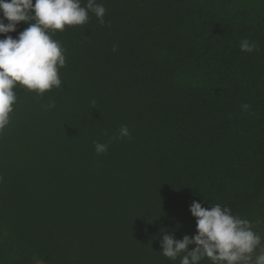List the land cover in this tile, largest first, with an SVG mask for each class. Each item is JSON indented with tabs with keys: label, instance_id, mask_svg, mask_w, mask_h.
<instances>
[{
	"label": "trees",
	"instance_id": "trees-1",
	"mask_svg": "<svg viewBox=\"0 0 264 264\" xmlns=\"http://www.w3.org/2000/svg\"><path fill=\"white\" fill-rule=\"evenodd\" d=\"M97 3L105 24L90 13L53 35L62 88H16L0 133V264H179L160 241L196 234L194 200L258 233L264 0ZM244 39L259 51L242 52ZM123 125L130 137L113 140Z\"/></svg>",
	"mask_w": 264,
	"mask_h": 264
},
{
	"label": "clouds",
	"instance_id": "clouds-1",
	"mask_svg": "<svg viewBox=\"0 0 264 264\" xmlns=\"http://www.w3.org/2000/svg\"><path fill=\"white\" fill-rule=\"evenodd\" d=\"M106 11L97 0H87L83 5L82 0H0V35L4 36L0 39V133L10 124L17 86L40 96L62 88L59 71L66 66V50L53 35L66 27L86 25L90 13L103 25ZM21 22L28 27L16 38L8 35L16 32ZM117 48L113 45L112 50ZM240 50L259 51L258 43L244 39ZM47 107L54 108L55 104ZM250 107L241 105L243 111ZM126 137L130 132L123 125L112 139ZM94 147L99 155L106 153L109 145L94 142ZM189 210L196 220V234L182 239L164 234L160 241L164 257L173 262L179 258V264H201L205 259L211 264H264V238L253 230L251 221L233 215L230 208L219 203L205 208L194 200ZM189 246L194 248L189 250Z\"/></svg>",
	"mask_w": 264,
	"mask_h": 264
},
{
	"label": "rangeland",
	"instance_id": "rangeland-1",
	"mask_svg": "<svg viewBox=\"0 0 264 264\" xmlns=\"http://www.w3.org/2000/svg\"><path fill=\"white\" fill-rule=\"evenodd\" d=\"M240 1H243V0H240ZM244 1H249V0H244ZM251 1H254V0H251ZM257 228H259L258 233L262 236V238H264V224H263V226H262V224L258 225ZM261 248H264V239H262Z\"/></svg>",
	"mask_w": 264,
	"mask_h": 264
}]
</instances>
